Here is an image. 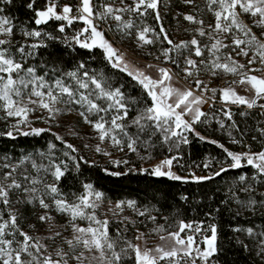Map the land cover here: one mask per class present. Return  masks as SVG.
I'll list each match as a JSON object with an SVG mask.
<instances>
[{
    "label": "snow or ice",
    "instance_id": "6c2138e0",
    "mask_svg": "<svg viewBox=\"0 0 264 264\" xmlns=\"http://www.w3.org/2000/svg\"><path fill=\"white\" fill-rule=\"evenodd\" d=\"M0 121V264H264V0H0Z\"/></svg>",
    "mask_w": 264,
    "mask_h": 264
},
{
    "label": "trees",
    "instance_id": "16d2710c",
    "mask_svg": "<svg viewBox=\"0 0 264 264\" xmlns=\"http://www.w3.org/2000/svg\"><path fill=\"white\" fill-rule=\"evenodd\" d=\"M19 3H20V0H14L15 5H18ZM9 10L11 11L13 15L19 16L21 19L25 18L22 10L18 11L16 7L14 6H10ZM169 20L173 27V35L177 36V38H185V34L183 33L182 30L178 34L174 31L175 21L171 20L170 17H169ZM122 46L125 48H129L130 44L128 42H125ZM216 136L217 137L221 136V133L217 132ZM42 142L43 141H40V143ZM224 142H226V138ZM31 143H35V141H33L32 138H27V140H25V138L18 137L15 142L16 152L18 153L20 149L23 148L26 144H31ZM13 147H14L13 142H11L9 138L0 136V152L4 151L6 148L12 149ZM186 151H189V150L186 149ZM190 151H191L190 160L198 161L201 158L202 154L211 153L212 155H216L219 152V149L216 148V146L214 145H210L204 142L194 141ZM235 171L236 170H230V175L234 173ZM101 175L103 176L104 174L101 173ZM222 179H223V176H222ZM153 180L156 181L155 186L157 187L168 188L169 186H171L170 190L172 192H176L177 190L182 191V190L187 189V191L193 197L192 201L187 207V216L189 218H193L197 216L198 213L202 215V212L207 210L206 208H204V204H206L207 202L201 200L200 192L198 191L196 185L191 184V183L186 185L180 182L167 181L164 178H151V177L147 178V180H139V181L137 180L129 181L121 177H110L108 179L101 180L100 184L103 185L104 190L108 193L109 196H112L114 198H120L121 196L137 192L139 189H142L146 183H148L149 181H153ZM257 223H259V221H257ZM227 255H228L229 260L236 258V253L234 252H230ZM237 264H242V262L237 261Z\"/></svg>",
    "mask_w": 264,
    "mask_h": 264
},
{
    "label": "rangeland",
    "instance_id": "374dc122",
    "mask_svg": "<svg viewBox=\"0 0 264 264\" xmlns=\"http://www.w3.org/2000/svg\"><path fill=\"white\" fill-rule=\"evenodd\" d=\"M123 47V46H122ZM217 83H219L220 81L218 80V81H216ZM4 130V122L3 121H0V131H3ZM87 129H86V126H85V131H86ZM60 131H62V129H60ZM71 139V142H73V143H79V141L78 140H76V139H72V138H70Z\"/></svg>",
    "mask_w": 264,
    "mask_h": 264
},
{
    "label": "built area",
    "instance_id": "2783aa9c",
    "mask_svg": "<svg viewBox=\"0 0 264 264\" xmlns=\"http://www.w3.org/2000/svg\"><path fill=\"white\" fill-rule=\"evenodd\" d=\"M220 83V82H219Z\"/></svg>",
    "mask_w": 264,
    "mask_h": 264
}]
</instances>
